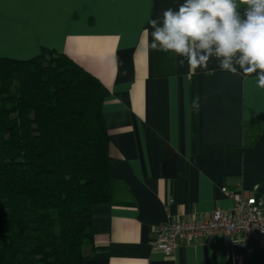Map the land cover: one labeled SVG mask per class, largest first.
Wrapping results in <instances>:
<instances>
[{
    "label": "crops",
    "instance_id": "1",
    "mask_svg": "<svg viewBox=\"0 0 264 264\" xmlns=\"http://www.w3.org/2000/svg\"><path fill=\"white\" fill-rule=\"evenodd\" d=\"M183 2L0 0V58L49 49L108 91L101 107L108 202L91 209L94 244L106 251L83 264H264V242L256 240L238 260L216 238L181 243L168 255L152 247L154 228L168 218L229 210L225 189L264 203V89L255 74L221 71L215 59L193 74L175 53L148 46L149 19Z\"/></svg>",
    "mask_w": 264,
    "mask_h": 264
},
{
    "label": "trees",
    "instance_id": "2",
    "mask_svg": "<svg viewBox=\"0 0 264 264\" xmlns=\"http://www.w3.org/2000/svg\"><path fill=\"white\" fill-rule=\"evenodd\" d=\"M107 95L65 54L0 58V264H83L106 251L91 209L108 202Z\"/></svg>",
    "mask_w": 264,
    "mask_h": 264
},
{
    "label": "clouds",
    "instance_id": "3",
    "mask_svg": "<svg viewBox=\"0 0 264 264\" xmlns=\"http://www.w3.org/2000/svg\"><path fill=\"white\" fill-rule=\"evenodd\" d=\"M148 24L150 49L175 53L193 74L215 59L221 71L245 79L255 74L264 89V0H184ZM199 101H192L197 112Z\"/></svg>",
    "mask_w": 264,
    "mask_h": 264
},
{
    "label": "built area",
    "instance_id": "4",
    "mask_svg": "<svg viewBox=\"0 0 264 264\" xmlns=\"http://www.w3.org/2000/svg\"><path fill=\"white\" fill-rule=\"evenodd\" d=\"M224 195L231 200L229 210L217 208L195 220L168 218L154 228L152 247L168 255L181 243L216 238L231 259L246 258L250 241L264 242V203L241 188L225 189Z\"/></svg>",
    "mask_w": 264,
    "mask_h": 264
}]
</instances>
